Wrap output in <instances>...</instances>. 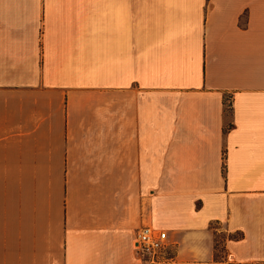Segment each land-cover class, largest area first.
<instances>
[{"label":"crops","instance_id":"1","mask_svg":"<svg viewBox=\"0 0 264 264\" xmlns=\"http://www.w3.org/2000/svg\"><path fill=\"white\" fill-rule=\"evenodd\" d=\"M0 175L43 264H264V0H0Z\"/></svg>","mask_w":264,"mask_h":264},{"label":"rangeland","instance_id":"2","mask_svg":"<svg viewBox=\"0 0 264 264\" xmlns=\"http://www.w3.org/2000/svg\"><path fill=\"white\" fill-rule=\"evenodd\" d=\"M2 177V178H1ZM21 192L4 186L3 175H0V264H43L44 258L36 250L31 238L29 213H23ZM30 205L27 210H29ZM217 224H212L216 228ZM226 233L216 231L217 258L225 256L222 246ZM172 250H174L171 247Z\"/></svg>","mask_w":264,"mask_h":264},{"label":"built area","instance_id":"3","mask_svg":"<svg viewBox=\"0 0 264 264\" xmlns=\"http://www.w3.org/2000/svg\"><path fill=\"white\" fill-rule=\"evenodd\" d=\"M138 250L147 264H175L174 250L166 231L152 225H143L136 234Z\"/></svg>","mask_w":264,"mask_h":264},{"label":"trees","instance_id":"4","mask_svg":"<svg viewBox=\"0 0 264 264\" xmlns=\"http://www.w3.org/2000/svg\"><path fill=\"white\" fill-rule=\"evenodd\" d=\"M242 236V234L240 232H236V233H231L228 234L229 238H234V239H238ZM215 249H216V231L214 230V250H213V258L214 259H222V257L217 258L215 255Z\"/></svg>","mask_w":264,"mask_h":264}]
</instances>
